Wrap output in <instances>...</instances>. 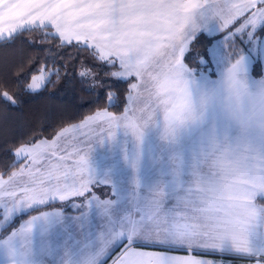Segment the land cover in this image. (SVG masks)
Masks as SVG:
<instances>
[{
	"label": "snow or ice",
	"instance_id": "snow-or-ice-1",
	"mask_svg": "<svg viewBox=\"0 0 264 264\" xmlns=\"http://www.w3.org/2000/svg\"><path fill=\"white\" fill-rule=\"evenodd\" d=\"M29 31L56 46L45 49L54 70L41 64L27 92L67 71L56 65L64 49L109 106L118 83L130 90L121 114L106 108L15 148L19 170L0 176V222L39 215L0 232L7 264H54L34 258L33 225L68 204L94 209L103 225L67 264H105L117 247L112 264H216L209 255L264 264V0H0V44ZM0 103L18 101L0 86ZM94 137L124 141L120 179L91 164Z\"/></svg>",
	"mask_w": 264,
	"mask_h": 264
},
{
	"label": "trees",
	"instance_id": "trees-1",
	"mask_svg": "<svg viewBox=\"0 0 264 264\" xmlns=\"http://www.w3.org/2000/svg\"><path fill=\"white\" fill-rule=\"evenodd\" d=\"M40 35L39 31H29L18 36L14 42L0 44V86H6L18 101L15 107H6L0 103V176L4 178H8V175L20 166L15 160V148L21 144H31L43 139L53 140L65 127L77 125L83 122L86 117L106 108L113 114H121L127 93L130 90L126 82L118 83L116 85L118 90H114L116 98L109 106L104 87L100 86L99 89L96 86L93 87L91 81L80 82L78 75L80 61L67 59L68 55L74 53L69 49H64L65 58L57 59L56 65H67V71L61 68L59 78L53 75L51 83L46 84L41 91L27 92L30 74H38L41 64L47 63V67L54 70L53 65L49 62L52 56L45 49L55 48L56 42H41ZM206 43V40L201 39V47L195 48V51H202L203 45ZM260 71L259 65L254 66L255 74L259 75ZM22 78L27 79L22 80ZM101 79L109 80L110 78L102 75ZM41 207L43 208V206ZM60 207V202H57L44 210L51 211L53 208ZM74 207L73 204H68L63 208V211L69 215H79L85 211V207L80 210L74 209ZM33 215H39V211L34 210L30 214L17 216L0 232L20 227ZM206 257L246 261L238 257L233 259L218 255Z\"/></svg>",
	"mask_w": 264,
	"mask_h": 264
},
{
	"label": "rangeland",
	"instance_id": "rangeland-1",
	"mask_svg": "<svg viewBox=\"0 0 264 264\" xmlns=\"http://www.w3.org/2000/svg\"><path fill=\"white\" fill-rule=\"evenodd\" d=\"M131 79L134 80V78H131ZM96 87L99 89L100 85L97 84ZM81 123H79L77 125H80ZM72 126L70 125V126H67L65 128L71 129ZM92 127L95 128L97 126L92 125ZM87 131H88L87 128L76 129L75 131L70 132L68 137L62 138V142L64 139H70L73 136H75L77 139H82L83 138L82 133H86ZM151 139L152 138L149 137L150 141H151ZM43 140H46V139H43ZM40 141H42V140H39L37 142H40ZM47 141H51V140H47ZM123 147H124V141L119 137L117 138V140L115 142H112V143L105 142L104 144H99L98 142H96L95 137H94L93 143L89 144V148L91 149L90 162L100 172H102V173H109L110 172L114 178L120 179L124 175V169H123V165L122 164L118 165L117 162L120 160ZM15 160H17L16 157H15ZM21 162L24 163V161H21ZM148 165L151 166V161H148ZM18 170H19V168L16 171H18ZM145 177L148 178L147 173H145ZM4 179L7 180L8 178H4ZM73 199L82 200V198H73ZM74 209H77V208L74 207ZM84 213L88 214V217L86 220L93 219L95 221V223L97 224V226L103 225L102 218L95 212L94 209L89 210L87 207H85ZM63 216L73 217L75 215H69V214L64 213ZM16 217H14L8 224H10ZM5 226L6 225L3 222H0V230L2 228H4ZM47 228H51L50 233L47 232ZM58 228H59V225H55L54 221H51L50 223H45L44 221H37L33 225V234L36 236H34V238H31L32 242H33V246H34L33 247L34 251L40 247V245L44 242V240H49L48 237H50V236L52 237L57 232ZM43 230H45V231H43ZM41 231H43V232H41ZM96 233H99L98 230L96 231ZM86 235H87V238L89 240L90 245L93 244L96 235L94 233H92L91 235H88V234H86ZM119 251H120V248L117 247L113 251L112 255L106 259L105 264H112V260L115 258L116 255H118ZM0 253H1V251H0ZM175 254L185 255L182 253H175ZM218 256L219 257H230L232 259L234 257H236V256H232V255H224V256L218 255ZM203 258L213 260L216 262V264H246L247 263V261L239 262V260H233L232 261V260L224 259V258H219V259L210 258V257H203ZM0 261H1L0 264H2L4 262L2 260H0ZM54 264H61V260L55 261Z\"/></svg>",
	"mask_w": 264,
	"mask_h": 264
},
{
	"label": "crops",
	"instance_id": "crops-1",
	"mask_svg": "<svg viewBox=\"0 0 264 264\" xmlns=\"http://www.w3.org/2000/svg\"><path fill=\"white\" fill-rule=\"evenodd\" d=\"M78 216H81V214L73 217L62 216L59 219H52L55 225H59V228L52 237H48L49 240H44L38 248L39 250L36 249L34 251V258L37 261L41 259L42 254L46 253L49 260L54 262L57 260H63L64 264H67L68 260H75L80 253L90 246L86 234L91 235L94 233L97 235L98 233H96V231L98 230L99 232L102 229V226H97L93 219L78 221L76 220V217ZM50 231L51 228H47V232L50 233ZM34 236L36 235L32 233L31 238H34ZM2 243L3 242L0 241V260L4 261L2 264H7L5 249L3 248ZM246 264H248V261Z\"/></svg>",
	"mask_w": 264,
	"mask_h": 264
}]
</instances>
